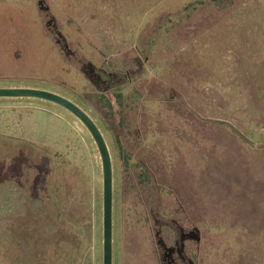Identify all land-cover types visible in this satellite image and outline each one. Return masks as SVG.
Segmentation results:
<instances>
[{"label": "rangeland", "instance_id": "obj_1", "mask_svg": "<svg viewBox=\"0 0 264 264\" xmlns=\"http://www.w3.org/2000/svg\"><path fill=\"white\" fill-rule=\"evenodd\" d=\"M0 89L99 128L113 264H264V0H0ZM0 264H102L99 154L50 103L0 99Z\"/></svg>", "mask_w": 264, "mask_h": 264}, {"label": "water", "instance_id": "obj_2", "mask_svg": "<svg viewBox=\"0 0 264 264\" xmlns=\"http://www.w3.org/2000/svg\"><path fill=\"white\" fill-rule=\"evenodd\" d=\"M0 99H31L55 105L72 115L88 132L100 158L102 173V264H113V171L106 141L94 121L77 105L35 89H0Z\"/></svg>", "mask_w": 264, "mask_h": 264}, {"label": "trees", "instance_id": "obj_3", "mask_svg": "<svg viewBox=\"0 0 264 264\" xmlns=\"http://www.w3.org/2000/svg\"><path fill=\"white\" fill-rule=\"evenodd\" d=\"M214 1H220V0H214ZM107 104H108V102H107ZM141 175L143 176L142 179H143L144 182H148L149 181V177H148V175H147V173L145 171H142Z\"/></svg>", "mask_w": 264, "mask_h": 264}]
</instances>
